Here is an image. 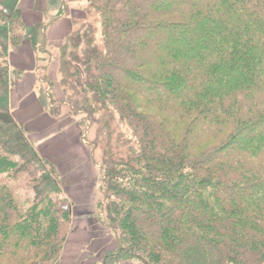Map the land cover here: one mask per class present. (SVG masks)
<instances>
[{
  "label": "trees",
  "instance_id": "1",
  "mask_svg": "<svg viewBox=\"0 0 264 264\" xmlns=\"http://www.w3.org/2000/svg\"><path fill=\"white\" fill-rule=\"evenodd\" d=\"M18 1L0 0V92L25 74L10 56L27 30ZM64 1L71 30L42 81L74 144L89 131L118 241L104 264H264V0ZM23 131L0 122V264H61L68 180ZM40 168L51 188L32 199Z\"/></svg>",
  "mask_w": 264,
  "mask_h": 264
},
{
  "label": "rangeland",
  "instance_id": "2",
  "mask_svg": "<svg viewBox=\"0 0 264 264\" xmlns=\"http://www.w3.org/2000/svg\"><path fill=\"white\" fill-rule=\"evenodd\" d=\"M48 2L50 0L43 1V6L46 5L43 10L47 8V10L61 11L63 9L60 0L54 1L52 4ZM73 7L74 10L71 13L74 18L82 20L86 17V2H76ZM71 19V16L66 15L61 20V24L58 25V30L55 33L54 38L56 40L64 38L70 32ZM45 25L46 22L38 24L33 28H28L24 33V41L21 46L25 47L26 43L28 47L32 45L36 59L33 65L31 64L24 69L25 74L15 87H8L0 92V122L12 120L13 118L15 123L23 126L24 135L35 146L42 158H49L56 163L57 161L62 162L63 180H68V182L61 199H66L68 203L74 206L71 232L76 224L80 228H85L87 232L85 237L87 240L84 245L85 254H90V256L96 254V260H100L96 264H100V262L104 264L106 254L118 248V241L116 235L104 224V214L98 211L96 206L103 199L100 193L103 175L99 165L94 163L92 165L88 162L89 155H86V148H83L88 146L85 137L89 131L85 130L86 135L82 137L81 145L83 147L74 144L75 140L72 138L78 137L80 132L69 116L68 107L62 104L64 105L63 107L59 103L56 105L58 108L54 109L55 105H51V92L49 86L45 84L47 82L43 81H47L49 77L54 82L57 80L56 70L60 56V42L58 40L56 42L59 43L56 46H50L51 42L47 39V46L45 47V43H42L41 40L42 35H40L41 26ZM96 25L99 27L97 38L98 41H101L100 24L97 23ZM12 54L10 56L15 61H11L13 67H15V62L22 60L21 57L17 56V58L12 56ZM52 109L56 116L60 114L61 117H51L48 113ZM43 174L44 172L40 168L36 173L37 179L35 183L31 184L30 188L29 186L27 188L32 199L39 198L51 188V182H47L48 180L44 179ZM53 176L57 179L55 174ZM120 264L141 263L133 261Z\"/></svg>",
  "mask_w": 264,
  "mask_h": 264
},
{
  "label": "crops",
  "instance_id": "3",
  "mask_svg": "<svg viewBox=\"0 0 264 264\" xmlns=\"http://www.w3.org/2000/svg\"><path fill=\"white\" fill-rule=\"evenodd\" d=\"M43 1L44 0H19L17 3V9L20 12V16L24 20L27 29L31 27L33 28L38 24H42L46 22V25L41 26L42 30H40V35H42L41 36L42 43H45V47H46L47 39H48L49 42H51L50 44H54L53 46H56L58 43L53 40H55L54 38L55 33L58 30V25L61 24V20L64 18V16L59 15L60 11H56L53 9L47 10L46 8V10H43L44 7H46V5L43 6ZM54 1L57 0H50V2L48 3L52 4ZM60 1L62 2V7L64 9L65 1L64 0H60ZM45 14H46V19L44 20ZM32 47H33L32 45L28 47L26 43L25 47L21 46L17 52H12L13 54L11 53L12 56L21 57L22 61L15 62L16 67L25 69L27 66H30L31 64L33 65L36 56ZM14 61L15 60H13V62ZM86 236H87L86 229L80 228L76 224L73 228V231L69 235L67 245L65 246V249L61 257V264H96L97 262L100 261V260H96V256H97L96 254H93L91 256L90 254L87 255L85 254L86 251L84 252L85 250L84 245L87 240V238H85Z\"/></svg>",
  "mask_w": 264,
  "mask_h": 264
},
{
  "label": "water",
  "instance_id": "4",
  "mask_svg": "<svg viewBox=\"0 0 264 264\" xmlns=\"http://www.w3.org/2000/svg\"><path fill=\"white\" fill-rule=\"evenodd\" d=\"M145 264H149V263L145 262Z\"/></svg>",
  "mask_w": 264,
  "mask_h": 264
}]
</instances>
